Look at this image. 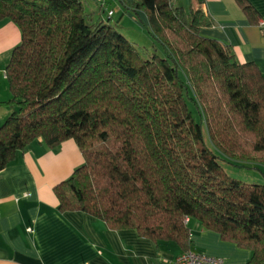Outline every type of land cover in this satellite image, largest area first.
I'll list each match as a JSON object with an SVG mask.
<instances>
[{"label":"trees","instance_id":"obj_1","mask_svg":"<svg viewBox=\"0 0 264 264\" xmlns=\"http://www.w3.org/2000/svg\"><path fill=\"white\" fill-rule=\"evenodd\" d=\"M236 1L256 24L255 9ZM131 9L147 15L164 56L145 58L110 20L88 22L82 0H0V20L22 33L6 70L0 172L35 142L75 140L85 163L55 187L61 212L184 252L188 217L250 250L245 264H264V184L231 178L219 162L264 167V74L204 37L212 20L200 11L171 0Z\"/></svg>","mask_w":264,"mask_h":264},{"label":"crops","instance_id":"obj_2","mask_svg":"<svg viewBox=\"0 0 264 264\" xmlns=\"http://www.w3.org/2000/svg\"><path fill=\"white\" fill-rule=\"evenodd\" d=\"M103 1V0H101ZM115 4L102 20L121 15L140 28L149 26L147 15L131 9L138 0H105ZM176 7L200 11L212 20L201 28L204 37L229 46L241 63H254L264 74V0H247L257 13L252 23L236 0H171ZM114 11L112 17L109 13ZM121 21V26L124 27ZM22 33L9 19L0 20V127L12 113L6 77ZM85 163L75 140L55 148L35 142L20 151L0 172V264H177L185 253L174 242H155L136 230H115L83 211L59 210L55 187ZM190 251L245 264L252 252L225 241L199 221L189 222Z\"/></svg>","mask_w":264,"mask_h":264},{"label":"rangeland","instance_id":"obj_3","mask_svg":"<svg viewBox=\"0 0 264 264\" xmlns=\"http://www.w3.org/2000/svg\"><path fill=\"white\" fill-rule=\"evenodd\" d=\"M86 10V18L88 22L96 23L102 17H106L108 12L112 9L115 11V4L109 1L100 0H82ZM121 15H115L109 22L110 25L114 26L122 35L133 42L139 52L145 58L156 52L160 56H164V51L160 46V43L151 38L146 30V25L143 27L135 26L130 19L122 21ZM121 21L124 27L121 26ZM191 109L195 113L197 120H200L198 111L192 103H190ZM205 140L209 146H212L208 134L205 132ZM222 167L225 169L228 176L231 178L243 181L249 184H264V167L255 166L253 164L234 163L226 158L219 160Z\"/></svg>","mask_w":264,"mask_h":264},{"label":"built area","instance_id":"obj_4","mask_svg":"<svg viewBox=\"0 0 264 264\" xmlns=\"http://www.w3.org/2000/svg\"><path fill=\"white\" fill-rule=\"evenodd\" d=\"M113 15V12L109 13V17ZM260 28L264 34V22H260ZM185 223H189V218L185 219ZM177 264H226L225 260L213 256H207L196 252L188 251L181 254L177 258Z\"/></svg>","mask_w":264,"mask_h":264}]
</instances>
